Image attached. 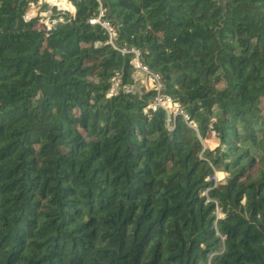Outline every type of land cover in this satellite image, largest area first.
<instances>
[{
    "label": "trees",
    "instance_id": "trees-1",
    "mask_svg": "<svg viewBox=\"0 0 264 264\" xmlns=\"http://www.w3.org/2000/svg\"><path fill=\"white\" fill-rule=\"evenodd\" d=\"M38 2L0 0V264H264V0H102L198 134L105 98L129 56L94 0Z\"/></svg>",
    "mask_w": 264,
    "mask_h": 264
},
{
    "label": "built area",
    "instance_id": "built-area-1",
    "mask_svg": "<svg viewBox=\"0 0 264 264\" xmlns=\"http://www.w3.org/2000/svg\"><path fill=\"white\" fill-rule=\"evenodd\" d=\"M94 1L97 4V14L89 18L87 22L92 25H97L104 31L107 35L106 42L112 48L117 50L122 56H129V81H123L122 74L119 72L112 75L105 92V98L111 99L119 94L141 96L146 93H151L147 98L143 111H150L152 113L160 110L163 111L165 114V126L169 130L174 125L176 116H180L183 122L198 134L196 122L184 111L178 101L174 100L165 92L164 80L160 73L150 69L142 62L140 51L127 44L120 46L116 44L117 26L105 17V8L102 6V0ZM38 3L45 4L48 8V10L39 13L43 18L47 17L52 8H56V10L61 9V13L72 11V6L68 0H64L65 6L50 3L46 0H41ZM33 14L35 13L26 14L23 16V19L28 21ZM57 22H63V18L53 19L48 24L53 27ZM204 138V141L208 142L207 139L214 138V132L209 128Z\"/></svg>",
    "mask_w": 264,
    "mask_h": 264
},
{
    "label": "rangeland",
    "instance_id": "rangeland-1",
    "mask_svg": "<svg viewBox=\"0 0 264 264\" xmlns=\"http://www.w3.org/2000/svg\"><path fill=\"white\" fill-rule=\"evenodd\" d=\"M60 11H61V9H60ZM204 139H202L200 137V142H201L204 150H208V151H212V152L218 150L219 154L223 153L225 151L224 146L219 144V141H218V139H216L215 136H214V139L213 138L209 139L210 142H205ZM227 177H228V172H226L223 169H218V170H214L213 176H207L206 180L207 181H213L214 184H222L225 182ZM203 194H204V196L206 195L205 192ZM215 213L217 214V216H220V217L222 216V214L218 210H215Z\"/></svg>",
    "mask_w": 264,
    "mask_h": 264
},
{
    "label": "bare ground",
    "instance_id": "bare-ground-1",
    "mask_svg": "<svg viewBox=\"0 0 264 264\" xmlns=\"http://www.w3.org/2000/svg\"><path fill=\"white\" fill-rule=\"evenodd\" d=\"M46 1H48V2H50V3H53V2L55 1L57 4H59V2H60V4H59V5L65 6V4H64V1H63V0H46Z\"/></svg>",
    "mask_w": 264,
    "mask_h": 264
}]
</instances>
